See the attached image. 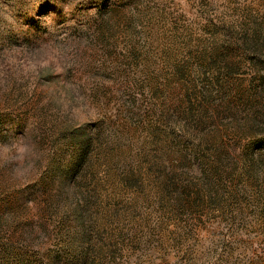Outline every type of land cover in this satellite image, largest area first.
I'll list each match as a JSON object with an SVG mask.
<instances>
[{
	"label": "rangeland",
	"instance_id": "obj_1",
	"mask_svg": "<svg viewBox=\"0 0 264 264\" xmlns=\"http://www.w3.org/2000/svg\"><path fill=\"white\" fill-rule=\"evenodd\" d=\"M0 264H264V0H0Z\"/></svg>",
	"mask_w": 264,
	"mask_h": 264
}]
</instances>
